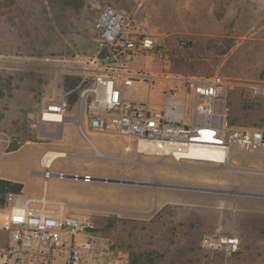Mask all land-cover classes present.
<instances>
[{
	"label": "rangeland",
	"instance_id": "rangeland-1",
	"mask_svg": "<svg viewBox=\"0 0 264 264\" xmlns=\"http://www.w3.org/2000/svg\"><path fill=\"white\" fill-rule=\"evenodd\" d=\"M212 1L214 14H218V0ZM236 1L229 0L227 20H196L198 30L228 32L226 36H214L197 47L188 45L196 38L185 35L179 41L184 42L180 47L165 46L163 60L150 54L138 55L130 67L200 79L223 76L231 84L229 124L263 129L264 40L242 41L236 33L254 26L264 30V0H241L242 11L237 10ZM109 3L125 10L122 0H0V175L22 179L27 193L41 194L42 178L32 172L41 171L37 160L44 150L89 154L95 152L93 144L105 159L56 158L52 170L90 171L139 185L51 178L47 195L69 203L105 206L90 217L94 232L113 242L131 264H264V220L254 215L242 219L233 209L238 197L234 180L242 189L241 182L247 179V190L255 192L264 190V176L234 173L238 163L219 168L202 162L176 163L171 156L138 154L135 149L126 152L125 141L107 134H89V142L69 121L62 126V138H40L38 128L33 126L39 110L56 87L58 92L71 89L67 88L70 80L66 82V78H79L89 66L99 49L94 23L101 7ZM246 36L264 39L262 31ZM156 38L163 46L160 40L165 39ZM255 87L260 91L256 93ZM124 97L156 103L161 100V88L134 83L124 88ZM48 130L54 131L52 126ZM6 136L17 146L32 143L5 153ZM137 159L148 163L144 165ZM151 163L155 164L152 168ZM226 169L233 171L234 179ZM239 200L258 202L249 197ZM66 212L73 216L84 213L69 207ZM228 234L240 240L238 250L231 255L202 242L205 236Z\"/></svg>",
	"mask_w": 264,
	"mask_h": 264
},
{
	"label": "built area",
	"instance_id": "built-area-1",
	"mask_svg": "<svg viewBox=\"0 0 264 264\" xmlns=\"http://www.w3.org/2000/svg\"><path fill=\"white\" fill-rule=\"evenodd\" d=\"M94 29L99 36V49L73 88L58 92L56 87L42 105L33 125L38 128L40 138L60 139L61 128L69 121L87 141L85 130L122 139L126 152L133 149L137 152L141 142H157L173 144L181 150L194 146L221 149L225 153V163L185 159L181 162H202L223 168L236 164V157L245 163L248 154L264 156V128L244 129L229 124L231 84L227 78L214 75L200 79L164 70L132 69L130 64L136 56L150 54L163 60L166 49L157 44L155 36L144 32L129 13L113 4L101 7ZM140 82L150 88L162 85L161 102L126 99L124 88ZM254 91L257 93L260 88L255 87ZM49 126L54 131L48 130ZM63 153L61 158L74 156ZM39 174L45 182L51 178L94 181L90 175L53 171L51 164L44 161ZM15 197L6 196L8 214L3 218V229L10 234V242L0 248V264H130L113 242L94 232L90 217L66 214L65 203L44 197L29 198L26 202ZM28 202L39 206L30 207ZM202 242L206 247L220 248L227 255L240 246L239 238L233 234L205 236Z\"/></svg>",
	"mask_w": 264,
	"mask_h": 264
},
{
	"label": "crops",
	"instance_id": "crops-1",
	"mask_svg": "<svg viewBox=\"0 0 264 264\" xmlns=\"http://www.w3.org/2000/svg\"><path fill=\"white\" fill-rule=\"evenodd\" d=\"M124 3V8L125 12L129 13L131 18L137 22L139 27L144 31L147 32L153 36H159L162 39L165 40H160L163 46H167L169 44H176L178 47L184 44V42H179L182 36H193L196 38V41H192L191 46H197L199 47L201 43H204L208 40H212L214 36H219V37H224L228 34V32H214L213 30H206V28H200L201 30L197 29L198 22L196 20H211L213 18H221V20L229 18L228 12V4L229 0H218L216 2V5L219 6L217 7V11L219 12L218 14H214V2L212 0H122ZM237 10L242 11V6L240 5L241 0H237ZM196 21V22H195ZM195 22V24H194ZM247 31V32H246ZM264 33L263 28H255L250 27L249 29L242 31L240 33H236L237 38L244 41L245 39H252V40H264L261 38H255V37H247L246 35L251 34H258V33ZM246 32V33H245ZM179 39H177V38ZM204 37V38H203ZM157 39V38H156ZM204 39V40H203ZM201 40V41H200ZM241 42V41H240ZM221 44V43H220ZM199 45V46H198ZM152 72V71H149ZM157 72V71H156ZM174 74H179V73H174ZM161 88V93H162V85L157 84ZM162 99V95H161ZM134 101V100H132ZM138 101V100H136ZM142 101H150V100H142ZM161 101V100H160ZM159 101V102H160ZM152 102V101H150ZM159 102H156L158 104ZM154 103V102H152ZM62 130V128H61ZM1 131V130H0ZM3 132V131H1ZM89 134H98L95 132H91L88 130V135ZM109 135V134H107ZM114 137V136H113ZM6 142L3 147L5 153H10V152H15L19 150L23 144H28L32 142H27L23 144H19L17 149L13 151H7V147L10 144V139L8 136H6ZM62 138V137H61ZM119 139V138H118ZM89 141V139H88ZM90 142V141H89ZM92 144V143H91ZM92 147L94 148L95 152L89 153V154H78L77 152H69L68 154L74 155L72 157L74 158H82V159H87V160H100V159H105L104 155L97 149L95 145L92 144ZM47 152H54L51 150H44L41 153V156L38 158L37 163L41 167L42 170V164H43V157L44 155L47 154ZM58 152L59 151H55ZM62 153V152H60ZM67 153V152H66ZM97 154L100 157H97ZM260 157L262 161H258L256 158ZM251 159V162L249 160ZM131 161V160H130ZM240 160H236L237 164V170L234 173H240V174H247V175H255V176H264V156H254L252 154H248L246 156V162L245 163H240ZM53 163V162H52ZM52 163H51V169H52ZM244 168H243V167ZM245 167H250L246 169ZM206 169H209L207 166L203 167ZM147 169V168H146ZM40 172V171H39ZM38 171H33L32 175H38L42 178V176L39 174ZM74 174H79V175H90L93 178H108V179H122L121 177H110L106 175H98V174H93L90 171H85L84 173H77V172H72ZM234 173H231L230 176L234 179ZM0 179L12 181V182H17L21 183L23 185L22 191L19 195H15L16 199L21 198L23 202H26L27 199L29 198H42L44 197L48 201H58L65 203L67 206L64 207V212L66 214H69L66 212V208H77L81 209L82 212L79 215H74L75 217H92L95 215V213L100 212L103 207L105 206H99V205H94V204H85V203H69L65 200L57 199V198H52L48 197L47 195V188L46 186L49 184L48 181L45 182L42 178L43 181V187H42V193L41 194H35V193H27L26 192V183L22 179H16L15 177H10L6 175H0ZM59 180V179H58ZM95 181V180H94ZM90 183V182H89ZM239 182L237 180H234V186L237 190L238 197L235 200V205L233 209L237 211V213L240 214L242 219H246L249 215H254L258 216L261 221L264 220V190H259L255 192L248 191L246 187L249 184V181L247 179H243L241 182V185L244 186V188L240 189ZM164 184L163 186H165ZM168 186V185H167ZM216 188V187H212ZM209 193H214V192H209ZM244 199L246 197L249 198H254L257 203L250 204L245 202L244 200H239V199ZM221 201H223V198H220ZM241 201V202H239ZM170 204V203H168ZM171 204H178V203H171ZM28 206L30 207H38V204H33L28 202ZM167 205L164 204L163 206ZM178 205H183V206H188L192 207L194 204H178ZM162 206V207H163ZM51 207V206H48ZM8 214V210L5 207H0V248L5 247L9 242H10V234L6 232L3 229V218ZM72 215V214H69ZM73 216V215H72Z\"/></svg>",
	"mask_w": 264,
	"mask_h": 264
},
{
	"label": "bare ground",
	"instance_id": "bare-ground-1",
	"mask_svg": "<svg viewBox=\"0 0 264 264\" xmlns=\"http://www.w3.org/2000/svg\"><path fill=\"white\" fill-rule=\"evenodd\" d=\"M55 119L60 122L59 117L55 116ZM138 154H147L155 155L161 157L171 156L176 162H181L182 159L191 160V161H216L218 163H225V153L221 149L213 150L207 147H194L189 146L185 150H181L175 147L173 144L169 143H157V142H141L139 149L137 150ZM64 156V153L58 152H47L43 161L45 164H51L56 158H61ZM100 157V156H99ZM146 165L148 162L144 160H138ZM154 163H151V168L154 166ZM146 167V166H145ZM147 168V167H146ZM148 169V168H147ZM226 173H233L232 170H224Z\"/></svg>",
	"mask_w": 264,
	"mask_h": 264
},
{
	"label": "trees",
	"instance_id": "trees-1",
	"mask_svg": "<svg viewBox=\"0 0 264 264\" xmlns=\"http://www.w3.org/2000/svg\"><path fill=\"white\" fill-rule=\"evenodd\" d=\"M68 80H70V83H68L67 88H73L78 82V78L68 77L65 79L66 82H68ZM74 98L75 95L72 97L71 104H73ZM17 147V145L10 141L7 151H13L17 149ZM22 188L23 185L21 183L0 179V207H5L6 196L8 194L19 195L22 191Z\"/></svg>",
	"mask_w": 264,
	"mask_h": 264
},
{
	"label": "water",
	"instance_id": "water-1",
	"mask_svg": "<svg viewBox=\"0 0 264 264\" xmlns=\"http://www.w3.org/2000/svg\"><path fill=\"white\" fill-rule=\"evenodd\" d=\"M94 180L95 181H98V182H114V183H120V184L139 185L138 182L128 181V180H122V179L94 178Z\"/></svg>",
	"mask_w": 264,
	"mask_h": 264
}]
</instances>
